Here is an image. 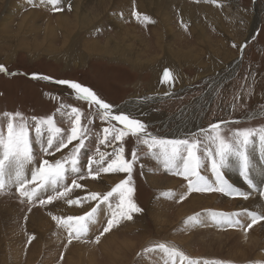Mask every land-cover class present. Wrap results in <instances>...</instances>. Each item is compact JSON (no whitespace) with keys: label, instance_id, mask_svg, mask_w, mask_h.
<instances>
[{"label":"rangeland","instance_id":"rangeland-1","mask_svg":"<svg viewBox=\"0 0 264 264\" xmlns=\"http://www.w3.org/2000/svg\"><path fill=\"white\" fill-rule=\"evenodd\" d=\"M7 1L0 0V20L3 15L8 13L6 12L8 11ZM36 1H38V5L33 0L22 11L15 14L12 18L13 24L16 25L20 21L18 18L21 15L25 13L29 15V12L40 7L43 12H46L42 14L43 16H47V18L50 15L53 16L50 18V22L46 19H39V23H37L38 26L40 24L39 31L41 33L39 36L29 35L23 38V41H26L29 46L36 38L35 41L41 44L44 31H48L49 26H53L55 34L53 37L56 40L52 41L53 37H51L49 41L55 48H62V50L47 55L44 51H33L32 47L35 45L31 46V50L30 46H26L25 48H28L25 49L20 45L22 40L17 37L15 39L6 38L0 28V64L5 65L9 72L17 73L16 75L0 73V113L19 110L27 117L54 115L57 125L65 130L71 127V123L61 112H57V109L62 105L65 106L63 111H68L70 106H74L82 109L85 117L91 115L94 106L89 108L86 102L76 99L72 90L67 86L57 85L52 81L34 79L32 74L36 73L53 77L55 80L77 81L92 88L107 103L114 105L115 111H124L132 117L142 120L148 125V131L159 137L185 138L191 133H198L200 129H208L211 124L222 121L228 122L226 125L221 124L222 134L225 136H230L231 132L238 128L264 126V0H217L216 3H212L211 0H181L193 7L194 12L196 11L199 16H197L198 31L196 30L197 34L195 30L192 31L191 25L193 24L184 19L180 7H170L168 10L171 16V25L173 23L171 27L177 32L175 33L177 36L174 35V40L171 41L172 45L169 46V48L173 46L172 48L175 49L172 56L165 54L167 47L164 51L159 49L157 37L154 36V32H149L151 26L155 27L156 22L142 24L132 15L134 10L139 12V0L128 1L127 9H119L121 8L119 5L116 6V3L109 0L111 1H108L107 4L109 11L104 12L105 16L101 17L100 21L95 20L88 26H82L79 33L74 32L75 34L71 35L72 38L67 39L63 47L62 36L64 34L58 28L55 19L59 14H64L65 17L74 20L73 6L78 0H62L61 7L64 10L61 12L52 11V6L48 3L41 5V2H46V0ZM79 1L86 4L88 2L90 9L87 7V10L94 17L98 14L100 7L98 1ZM69 4L71 10L68 9ZM206 5L214 11L216 17L211 19L202 17L198 8ZM50 7L51 9H49ZM144 13L146 12L143 11L142 14ZM152 19L159 20L155 15ZM113 20L115 22L122 21L131 29L137 26L134 28L136 33L132 32L129 39L127 36L124 37L126 40L122 43V40L117 36L118 28L113 25ZM49 23L50 25H48ZM132 23L133 25H131ZM184 24L187 25V28L183 26ZM13 29L16 28L13 27ZM199 31L202 32L201 35L205 34V37L204 34L202 35L206 40L203 44L204 48L197 40V37L201 36ZM133 35H139L141 41L144 42H139L138 38ZM109 36L113 38L111 41L106 40ZM86 39L88 41L97 39L103 45L109 46V49L116 46L117 43H121L122 47L127 46V50L129 48V54L135 56L141 54L138 57L142 60L139 62L142 67L140 65L134 67L132 64L117 61L119 56L113 54H91L88 52L85 55L87 50L82 47V43ZM211 40L210 46L209 41L211 42ZM48 43H43L41 46L44 48ZM233 44L236 46L234 47ZM129 45L130 47H128ZM43 48L42 50H44ZM157 48L160 53L157 52L158 50L156 51ZM179 49L193 50L194 55L190 57V61L184 56L180 55V58L177 56ZM61 52L64 54L61 55ZM196 55L199 59L196 58ZM146 60L147 63H145ZM156 61L157 63H155ZM165 68L172 69L177 77L173 85H169L161 79ZM156 74L158 77L155 76ZM166 93L168 95H165ZM92 119L93 123L90 125L92 135L85 141L89 151L84 153L81 160L82 168H86L88 156L95 153L98 146L100 151H113L106 144H99L97 139V134L102 135V128L107 126L106 122L101 121L98 116L92 117ZM114 123L120 127L118 122ZM76 143L78 141H73V144L68 145L61 152L55 153V156H44L43 158L58 159L62 155H66ZM114 143L118 144L119 142ZM124 144L126 156L130 158V153L135 147V138H125ZM34 149L36 150L37 163H39L42 154L37 145H34ZM147 152L148 149L145 146H139L140 159L132 173L135 188L133 199L143 211L133 214L132 220H125L118 227L105 233L99 243L94 242L95 237L103 231L109 218L108 211L103 206L98 216V222L90 225L88 235L81 240H73L72 245L68 243L67 231L58 227L49 215V213L59 216L83 215L90 210L89 208L95 206V201L83 203L82 207L68 205L63 200H56L50 205L41 206L38 201L29 204L25 200L22 203L15 186L5 189L3 193H0V264L2 262V264H30L32 261L31 264H123L122 260H119L120 258L112 252H110L111 257L105 254L108 251L106 245L113 239L119 243L130 240L136 246L132 255L127 253L129 263L126 264H166L167 257L160 253L138 255L144 248L160 242L174 245L190 258L230 261L232 264H264V230L260 229V232L255 230L262 221L245 231L238 227L217 226L215 223L213 226L209 215L212 211L224 213L239 211L241 197H230L219 192H192L183 201H180L179 195L187 192V181L181 176L163 170L156 160L146 155ZM256 153L259 155L260 163H264V159L261 158L258 151L254 150L251 155H256ZM202 174L212 178L207 167ZM125 176L126 174L123 173H106L99 179L88 177L80 180L78 182L83 184L84 188L74 189L70 194L71 198L83 197L88 192L105 193ZM225 176L228 179L227 174ZM112 177L117 179L115 182L109 183L108 181ZM73 178L69 176L67 183L71 184ZM156 179L161 182L170 179L177 182L169 184V188L168 186L160 187ZM101 180H105L107 183L102 184ZM151 180L155 182L151 183ZM228 181L241 191L253 190L256 192L262 202V207L259 210H249L264 212V198L259 195L256 189L247 186L250 189L248 190L234 184L229 179ZM258 185L264 186V176H261ZM169 190L175 193V196L163 195ZM51 194L49 191L44 194L43 198ZM193 195L205 197V202L195 211L186 210L190 213L177 217L176 213ZM209 195H217L218 200L215 204H208ZM225 197L234 203L226 210L223 209L224 206L221 202V199ZM153 203L156 205L154 206ZM29 207H31V212L28 211ZM158 208L160 213L156 214ZM33 212L50 222L49 232L42 234V231L36 228L32 222L28 224L30 223L28 217ZM196 213L204 214L201 217L204 223L194 226L185 225L186 218ZM162 214L171 224L161 223V220L157 219V216ZM25 216H27V220L24 219ZM240 219L245 227L250 222L246 216H241ZM5 228L7 229L5 230ZM31 235H34L35 239L29 243L28 238ZM192 237L195 238L192 240ZM85 240L92 242L85 243ZM40 242L43 243L38 251L36 247ZM77 244L80 246L78 247ZM116 246L118 245L116 244ZM40 252L41 254H39ZM36 254L37 256H35Z\"/></svg>","mask_w":264,"mask_h":264},{"label":"snow or ice","instance_id":"snow-or-ice-1","mask_svg":"<svg viewBox=\"0 0 264 264\" xmlns=\"http://www.w3.org/2000/svg\"><path fill=\"white\" fill-rule=\"evenodd\" d=\"M52 6V11L61 12L62 0H46ZM216 3L217 0H211ZM32 3V0H29ZM71 10V5H68ZM132 15L138 22L154 23L155 21L146 14L133 11ZM187 28V25H183ZM235 47L236 45L233 44ZM0 73L16 75L9 72L5 65L0 64ZM34 79L52 81L57 85L67 86L72 90L76 99L86 102L89 108H93L91 115L85 117L83 110L70 106V110L63 111L64 105L57 109L66 116L71 123L67 130L59 127L54 115L46 117H27L19 110L15 112L0 113V193L5 189L16 187L21 202L32 204L38 201L41 206L52 204L56 200H63L68 205L82 206L83 203L95 201L83 215L59 216L49 213L51 218L67 231L68 243L73 240H81L90 231V225L98 222L101 207L107 209L108 219L103 231L95 237V243H99L101 237L118 227L125 220H132L133 214L141 213V209L133 199L135 191L132 173L137 161L140 159L138 149L140 145L148 149L146 155L150 156L162 167L163 170L187 181V192L179 195L183 201L192 192L210 193L219 192L230 197L248 199L252 192L241 191L230 183L225 176V170L235 167L243 181L251 188L256 189L264 198V186L255 182L257 164L251 153L258 151L264 158V126L255 128H238L231 132L230 136L222 134L220 122L211 124L208 129H200L198 133H191L185 138L159 137L148 131V125L142 120L132 117L124 111H115V106L107 103L92 88L77 81L32 74ZM162 81L173 85L177 77L172 69L165 68L162 72ZM165 95H168L166 93ZM99 117L107 126L102 128V135L97 134L99 144H106L113 151H100L99 146L95 153L88 156L86 168L81 167L84 153L89 149L85 141L92 135L90 125L92 117ZM120 125L117 126L116 123ZM134 137L135 147L126 156L125 138ZM78 141L71 150L58 159L50 160L44 156H55V153ZM114 142H119L115 144ZM37 145L42 158L39 163L36 160ZM82 149L84 150L82 152ZM29 166H32L29 168ZM143 167V166H141ZM212 174L210 179L202 174L205 168ZM126 174L124 179L110 188L105 193L88 192L83 197L71 198L74 189H83L84 185L78 181L88 177L92 179L102 178L103 174ZM259 175L264 176V167L259 169ZM74 177L71 184L67 183L68 177ZM51 191V195L44 194ZM165 196H175V193L165 192ZM31 212V207L28 209ZM202 213H196L185 220V225L194 226L204 223ZM212 222L217 226L228 228H242L245 231L253 225L264 221V212L244 209L242 211L224 213L212 211L209 213ZM241 216H246L250 222L246 227ZM27 220V216L24 217ZM35 239L29 236L28 242ZM85 243L92 241H84ZM160 253L167 257L166 264H232L230 261L204 260L190 258L182 250L174 245L160 242L150 245L138 255H150Z\"/></svg>","mask_w":264,"mask_h":264},{"label":"bare ground","instance_id":"bare-ground-1","mask_svg":"<svg viewBox=\"0 0 264 264\" xmlns=\"http://www.w3.org/2000/svg\"><path fill=\"white\" fill-rule=\"evenodd\" d=\"M4 1H7V0H4ZM33 1V0H32ZM79 1V0H78ZM77 1V2H78ZM87 1V0H86ZM88 1H93V0H88ZM96 1H98L99 3V5H100V7L98 8V14L94 17L92 14H90L89 13V10H87V7H88V9H90V7L88 6V2H87V4L86 3H81V1H79V3L77 4V2H75L74 3V11H75V15H74V20H71V18L69 19V17L67 18V17H65V15L64 14H59L58 15V17H56V21H57V23H58V28L60 29V31H63V36H62V47L64 46V44L67 42V39L68 38H72V36H73V34H75L76 32H77V34L79 33V30L82 28V26H85V25H90V23L92 22H95V20H99V19H101V17H103V16H105V11H107L108 9H107V4H108V1L109 0H96ZM114 3H116L117 5L116 6H120L121 8H119V9H127L128 7H127V3H128V1L129 2H132L133 0H112ZM222 1V0H221ZM37 2L38 1H36L35 0V3H36V5H38L37 4ZM109 2H111V1H109ZM112 2V3H113ZM139 2H140V6H139V12H143V11H145L146 13H144V14H146V15H148L149 17H151V19H152V17H153V15H155V16H157V18H159V20H157V21H155L156 23H155V27L154 26H151V29L149 30V32L150 31H152V33L154 34V36L155 37H157V44H158V46H159V49H163V51L165 50V47H167V49H166V51L165 52H167V53H170V54H167V53H165L166 55H173L174 54V48H169V46H171L172 44H171V41L172 40H174L173 38H174V35L175 36H177L175 33H177V32H175L174 31V28L173 27H171L172 25H173V23H172V25H171V16H170V14H169V8L170 7H172V6H175L176 8H179L180 7V9L182 10V12H183V16H184V19L185 20H187L188 22H192V24L193 25H191L192 26V31H194L195 30V33H196V30L198 31V15H197V13H196V11L194 12V10H193V7H191L187 2H184V1H181V0H139ZM7 3H8V11H6V12H8L7 14H5V15H3L2 17H1V20H0V22H1V24H0V28L2 29V34H4V36L6 37V38H10V37H12L13 39H15V37H17V39H19V40H22V41H20V45H21V47H23V48H25L26 46H28L27 44H26V41H23L24 39L23 38H26V37H28L29 35L31 36V35H37V36H39V33H41L39 30H40V24H39V26L37 25V23H39L38 22V20L39 19H46V21H49L50 20V18L53 16H51L50 15V17L49 18H47V16H43L42 14H44V13H46V12H43L42 10L43 9H40V7L39 8H37V9H35L34 11H31V12H29V15L28 14H23V15H21L20 16V18H18V19H20V21L15 25V24H13V22H12V18H13V16L15 15V14H17L18 12H20V11H22V9L25 7V6H28V4H29V0H18V1H12V0H8L7 1ZM113 3V4H114ZM47 4V2H41V5H46ZM90 4H92V3H90ZM2 5V4H1ZM95 6H96V4H94ZM121 5H123V6H121ZM133 5V4H132ZM115 6V5H114ZM129 7H130V4H129ZM133 7V6H132ZM92 8V7H91ZM197 8V7H196ZM49 9H51V7L49 8ZM97 9V8H96ZM95 10V9H94ZM141 10V11H140ZM196 10V9H195ZM109 11V10H108ZM121 11H123V10H121ZM198 11H200V14L202 15V17L204 16L205 18H209V19H211V18H213L214 16H215V13H214V11L209 7V6H199V8H198ZM43 12V13H42ZM97 12V11H96ZM48 13V12H47ZM124 14V13H123ZM28 15V16H27ZM125 15V14H124ZM198 16V17H197ZM122 17H123V15H122ZM182 17V16H181ZM216 17V16H215ZM73 18V17H72ZM154 19H155V17H154ZM257 19V18H256ZM116 20V19H115ZM153 20V19H152ZM100 21V20H99ZM50 22V21H49ZM113 22H114V26H116L117 28H118V31H116L117 32V36H118V38L119 39H121L122 41V43H124V41L126 40V39H124V37H126L127 36V38L129 39V37H131V33L133 32H135V30H134V28H136V27H134L133 29H131V28H129L128 27V25L126 24V23H124V22H122V21H114L113 20ZM213 22H215V21H213ZM218 22V21H217ZM47 23V22H46ZM104 23V22H103ZM10 25V26H9ZM48 25H50V23L48 24ZM48 25H46L47 27H48ZM92 25V24H91ZM131 25H133V23L131 24ZM135 25V24H134ZM101 26V25H100ZM130 26V25H129ZM13 27H15L16 29L14 30L13 29ZM176 27V26H175ZM42 28V27H41ZM254 28V26L252 27V29ZM46 29V28H45ZM141 29V28H140ZM201 29V28H200ZM85 30V29H84ZM87 30V29H86ZM85 30V31H86ZM177 30V29H176ZM180 30V29H179ZM179 30H177V31H179ZM42 31H44V30H42ZM138 31V30H137ZM55 32H57V31H55ZM75 32V33H74ZM139 32V31H138ZM185 32V31H184ZM200 32V31H199ZM202 32H203V30H202ZM202 32H200V35H201V33ZM99 33V32H98ZM136 33V32H135ZM151 33V32H150ZM58 34V33H57ZM56 34V35H57ZM140 34H141V32H140ZM146 34V33H145ZM182 34V33H181ZM197 34V33H196ZM204 34V33H203ZM202 34V35H203ZM72 35V36H71ZM142 35V34H141ZM180 35V34H179ZM186 35H188L187 33H186ZM200 36V37H197L198 39V41H199V44L200 45H202V47H203V44H204V42H206V40H205V34L203 35V36ZM53 36H55V34H54V29H53V26H49V30L48 31H44V35L42 36V42H40L41 44H43V43H47V42H49L48 43V45L47 46H45L44 48L41 46V44H39V42H37V41H35L36 40V38H35V40L33 41V44L32 45H35V46H33L32 47V50L33 51H44L47 55H51V54H55L56 52H58V51H61L62 50V48H55L54 46H53V44L51 43V41H49L50 39H51V37H53ZM77 36H80V35H77ZM198 36V35H197ZM211 36V35H210ZM133 37H137L138 39V41L139 42H144V41H141V39H140V36L139 35H137V36H135V35H133ZM182 37H183V35H182ZM39 38V37H38ZM57 38V37H56ZM178 38V37H177ZM209 38V37H208ZM213 38V37H212ZM58 39V38H57ZM113 38L112 37H107V41H111ZM176 39V38H175ZM178 39H183V38H178ZM194 39V38H193ZM54 40H56V39H54V37L52 38V41H54ZM143 40H145L144 38H143ZM154 40H155V38H154ZM183 41V40H182ZM208 41V40H207ZM55 42V41H54ZM147 42V41H146ZM173 42V41H172ZM175 42V41H174ZM181 42V41H180ZM189 42V41H188ZM188 42H186L187 44H188ZM193 42H195V41H193ZM80 43V42H79ZM107 43H109V42H107ZM152 43V42H151ZM168 43V44H167ZM179 43V42H178ZM83 45H82V47H84V49L85 50H87V52L85 53V55L86 54H88V52L89 53H91V54H93V53H101V54H105V55H109V54H113V55H116V56H119V59H117V61H121V62H124V63H126V64H132L134 67L136 66V67H138V65H140L141 67H142V64L141 63H139V62H142V60L138 57V56H140V55H137V56H135V55H131V54H129L128 53V50H129V48H128V50H127V46L125 47V46H123L122 47V45H120V44H118V46H117V44H116V46H114V47H110V49H109V46H106V45H103L102 43H101V41H99V40H94V41H88L87 39H86V41H83V43H82ZM150 44V43H149ZM154 44V43H153ZM182 44H184L183 42H182ZM206 44V43H205ZM210 44H212V40H211V42L209 41V45ZM32 45H29L28 47H29V49L31 50V46ZM78 45V44H77ZM125 45V44H124ZM175 46H176V44H174ZM180 45V44H179ZM178 45V46H179ZM189 45V44H188ZM199 45V46H200ZM141 46H142V44H141ZM150 46V45H149ZM155 46V45H154ZM198 46V47H199ZM211 46V45H210ZM27 47V48H28ZM44 49V50H42V48ZM121 47V48H120ZM128 47H130V45L128 46ZM151 47V46H150ZM191 47V46H190ZM27 48H25V49H27ZM184 48V47H183ZM193 48V47H192ZM204 48V47H203ZM187 49V48H186ZM212 49V48H211ZM150 50V49H149ZM158 50V48L156 49V51ZM204 50V49H203ZM12 51V50H11ZM138 51V50H137ZM144 51V50H143ZM192 51L193 50H188V51H184V50H181V49H179L178 51H177V56L180 58V55L181 56H184V57H186V58H188L189 59V61H190V57H192L194 54V52L192 53ZM13 52V51H12ZM146 52V51H145ZM157 52H159V50L157 51ZM203 52V51H202ZM139 53V52H138ZM160 53V52H159ZM11 54V53H10ZM10 54H9V56H10ZM61 55L62 54H64V53H60ZM144 55V54H143ZM149 55V54H148ZM152 55V54H151ZM153 55H154V53H153ZM176 55V54H175ZM90 56V55H89ZM197 56V55H196ZM80 57V60H81V58H82V54L79 56ZM177 57V58H178ZM199 57H200V54H199ZM156 58H158V57H156ZM166 58V57H165ZM196 58H198V56L196 57ZM199 59V58H198ZM156 60V59H155ZM152 61V60H151ZM150 61V62H151ZM136 62H138V63H136ZM145 63H147V60L145 61ZM155 63H157V61L155 62ZM153 64V63H152ZM144 66V65H143ZM176 66V65H175ZM178 66V65H177ZM177 68V67H176ZM157 70V69H156ZM156 77H158L157 76V74L155 75ZM135 99V98H134ZM133 103V102H132ZM125 107H127V106H125ZM182 122V121H181ZM191 130V129H190ZM187 133V132H186ZM167 138V137H166ZM252 158H253V160L256 162V164H257V174L254 176V179H255V182L257 183V184H259V181L261 180V175H259V169L261 168V167H264V163H260V161H259V155L256 153V155H254V154H252ZM264 159V158H263ZM32 166H29V168H31ZM226 172V174H227V177H228V179L229 180H231L234 184H237V185H240V186H242V187H245V188H247V184L242 180V178H241V176L239 175V172L237 171V169L235 168V167H233V168H231V169H228V170H226L225 171ZM225 174V175H226ZM150 175V174H149ZM151 178V177H150ZM166 178V177H165ZM116 179L117 178H114V177H112V178H110V181H108L109 183L111 182V181H113V182H115L116 181ZM152 182L151 183H153V182H155L154 180H151ZM156 181H158V179H156ZM150 182V181H149ZM177 181L176 180H167V181H158V185L160 186V187H167L169 184H172V183H176ZM101 183L102 184H106L107 183V181H105V180H101ZM100 183V184H101ZM174 185V184H173ZM170 186V185H169ZM169 186H168V188H169ZM156 187V186H155ZM248 189V188H247ZM178 190V189H177ZM248 190H250V189H248ZM251 192H252V195L248 198V199H241L240 201H239V207H238V210L240 211V210H244V209H257V210H259V209H261V207H262V202L260 201V198H259V196L257 195V193L256 192H254L253 190H250ZM209 198H210V201H208V204H212V203H214L215 204V202H217V200H218V197H217V195H209L208 196ZM207 198V197H206ZM208 198V199H209ZM222 201V204H223V206L225 207H223V209L224 210H226V209H228L230 206H231V204L233 203L229 198H222L221 199ZM2 201H3V199H2ZM154 202H156V201H154ZM159 202V201H158ZM203 202H205V197H202V196H191L190 197V199L188 200V201H186L183 205H184V207L182 208V209H180L179 211H178V213H176V215H177V217H181L182 215H185V214H187V213H190L189 211H186V210H194L195 211V209L196 208H199V206H201V204L203 203ZM207 203V202H206ZM152 204V203H151ZM234 204V203H233ZM153 205H154V203H153ZM156 205V204H155ZM154 205V206H155ZM215 206V205H214ZM82 207V206H81ZM6 208H8V207H6ZM53 208V207H52ZM214 208V207H213ZM90 209V208H89ZM155 210V209H154ZM237 210V209H236ZM221 211V210H220ZM152 212V211H151ZM4 213H6V212H4ZM156 214H159L160 212H159V208H158V211L157 212H155ZM170 214V213H169ZM80 215V214H79ZM172 215V214H171ZM40 216H41V214H40ZM105 216V215H104ZM171 217H173V216H171ZM10 219V218H9ZM143 219V218H142ZM157 219L158 220H161V223H170L171 224V222L168 220L167 221V219H165V215L164 214H162V215H159V216H157ZM169 219H170V217H169ZM28 220L30 221V223H28V224H31V222H32V224L34 225V226H36V228H38L39 230H41L42 232V234H45V233H47V231H48V228H49V224H50V222L49 221H47V220H45L44 218H43V216L42 217H39V214L38 215H36L35 214V212H33V213H31V215H29V217H28ZM155 222V221H154ZM160 222V221H159ZM145 223V222H144ZM32 225V226H33ZM138 225V224H137ZM213 226H215L214 225V223H213ZM176 227V226H175ZM7 228H5V230H6ZM16 229V228H15ZM240 229V228H239ZM260 229H262V230H264V221H262L261 223H259L258 224V227H257V229H255L257 232H260L259 230ZM17 230V229H16ZM136 230V229H135ZM241 230V229H240ZM255 231V232H256ZM9 232H10V230H9ZM49 232V231H48ZM256 232V233H257ZM13 233V232H12ZM232 233V232H231ZM253 233V232H252ZM117 234V233H116ZM254 234V233H253ZM14 235V234H13ZM120 235V234H119ZM124 236L126 235V234H123ZM128 235V234H127ZM15 236V235H14ZM19 236V235H18ZM115 237V236H114ZM120 237V236H119ZM43 238V237H42ZM126 238V237H125ZM193 238H195V237H192V240H193ZM106 239V238H105ZM128 240V239H127ZM105 242L104 243H106V240H104ZM108 241H109V239H108ZM112 241H114L112 244H111V242ZM109 244H107L106 245V249L108 250L107 252H105V254H106V256H109V257H111L112 255H110V252H112L114 255H116V256H118V258H120L119 260H122V262H123V264H126V263H129L128 261V254L127 253H130L131 255L133 254V251H134V248L136 247L135 245H134V243H131V241L130 240H128V241H124V242H118V241H115L114 239L112 240ZM2 242V241H1ZM43 243V242H42ZM42 243L40 242L39 243V245L36 247L37 248V250L39 251L40 250V248L42 247ZM103 243V242H102ZM103 243V244H104ZM114 243H116L118 246H116V244L114 245ZM136 244H138V243H136ZM72 245V244H71ZM78 245V247L80 246L79 244H77ZM96 246V245H95ZM99 246H100V244H99ZM105 246V245H104ZM71 247V246H70ZM102 247V246H101ZM113 247V248H112ZM69 248V247H68ZM27 249V248H26ZM71 249V248H70ZM115 249V250H114ZM9 250V249H8ZM14 250H15V248H14ZM32 250V249H31ZM42 250V249H41ZM112 250H114V251H112ZM95 251V250H94ZM106 251V250H105ZM31 252V251H30ZM92 253H93V251H92ZM15 254H16V252H15ZM24 254V253H23ZM22 254V255H23ZM30 254V253H29ZM39 254H41V252L39 253ZM129 254V255H130ZM16 256V255H15ZM35 256H37V254L35 255ZM23 258V257H22ZM19 259V258H18ZM29 259V258H28ZM27 259V260H28ZM111 259V258H110ZM26 260V261H27ZM36 260V259H35ZM107 260V259H106ZM117 260V259H116ZM25 261V262H26ZM105 262V261H104ZM3 263V262H2ZM1 263V264H2ZM27 263V262H26ZM31 263H33V261L31 262ZM30 263V264H31ZM103 263V262H102ZM121 263V262H120Z\"/></svg>","mask_w":264,"mask_h":264}]
</instances>
